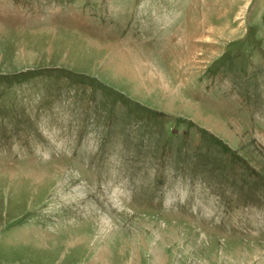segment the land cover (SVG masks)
Returning a JSON list of instances; mask_svg holds the SVG:
<instances>
[{"label":"rangeland","instance_id":"rangeland-1","mask_svg":"<svg viewBox=\"0 0 264 264\" xmlns=\"http://www.w3.org/2000/svg\"><path fill=\"white\" fill-rule=\"evenodd\" d=\"M0 264H264V0H0Z\"/></svg>","mask_w":264,"mask_h":264}]
</instances>
